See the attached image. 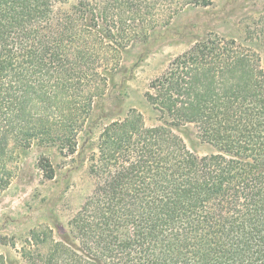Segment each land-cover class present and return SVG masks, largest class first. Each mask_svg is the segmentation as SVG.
I'll list each match as a JSON object with an SVG mask.
<instances>
[{"label": "trees", "instance_id": "trees-1", "mask_svg": "<svg viewBox=\"0 0 264 264\" xmlns=\"http://www.w3.org/2000/svg\"><path fill=\"white\" fill-rule=\"evenodd\" d=\"M211 3L0 0V195L19 148L76 153L131 46ZM245 34L208 33L169 60L144 93L157 123L130 108L102 127L69 235L33 227L22 264H264V12ZM37 168L54 178L46 153Z\"/></svg>", "mask_w": 264, "mask_h": 264}, {"label": "rangeland", "instance_id": "rangeland-1", "mask_svg": "<svg viewBox=\"0 0 264 264\" xmlns=\"http://www.w3.org/2000/svg\"><path fill=\"white\" fill-rule=\"evenodd\" d=\"M263 12L264 0H212L208 6L186 8L168 26L159 28L148 40L134 44L123 54L105 95L95 101L87 128L79 135L76 153L71 155L57 147L37 144L19 148L16 176L0 195V253L6 255L9 264H22L17 249L33 227L49 225L58 239L69 235V221L93 186L88 156L99 131L105 124L124 117L130 108L143 112L148 125L157 123L144 93L172 57L208 33L243 39L247 25L255 23ZM179 132L189 147L205 151L193 125L181 127ZM42 153L53 162L52 179L37 168Z\"/></svg>", "mask_w": 264, "mask_h": 264}]
</instances>
